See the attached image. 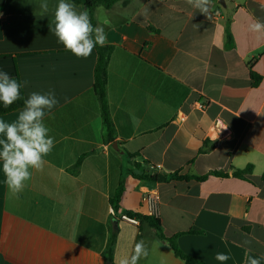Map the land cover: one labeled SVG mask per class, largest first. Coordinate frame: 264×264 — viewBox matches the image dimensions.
<instances>
[{
  "label": "crops",
  "instance_id": "obj_1",
  "mask_svg": "<svg viewBox=\"0 0 264 264\" xmlns=\"http://www.w3.org/2000/svg\"><path fill=\"white\" fill-rule=\"evenodd\" d=\"M40 3L0 0V71L28 81L25 98L54 89L59 100L46 113L55 146L43 170L12 198L0 171V264H106L122 179L112 264L139 240L149 245L139 264H185L147 221L120 218L149 216L148 191L160 195L164 236L180 234L186 255L206 264H220L217 252L231 255L225 264L264 256V38L249 31L264 20V0H213L207 16L185 0L97 8L95 26L107 21L113 48L107 98L118 150L104 141L96 51L65 50L50 31L58 0L44 16ZM149 163L162 167L156 179L145 175ZM249 165L245 178L234 175Z\"/></svg>",
  "mask_w": 264,
  "mask_h": 264
},
{
  "label": "clouds",
  "instance_id": "obj_2",
  "mask_svg": "<svg viewBox=\"0 0 264 264\" xmlns=\"http://www.w3.org/2000/svg\"><path fill=\"white\" fill-rule=\"evenodd\" d=\"M201 14L207 16L213 0H185ZM49 10L48 0H41L40 14ZM107 21L93 25L89 12L77 11L69 0H58L50 31L57 37L65 50L78 58L89 57L94 48L107 43L105 25ZM249 31L259 40L264 38V20H255ZM28 81L19 82L6 71H0V103L9 108L21 99V89ZM59 104L55 90L46 93L32 92L23 101V108L12 122L0 119V171L9 190V198L17 197L31 178L32 170L42 171L54 146L55 138L45 124L46 113ZM227 127V126H226ZM224 127V128H226ZM223 129V128H222ZM215 141V140H214ZM248 243V241H246ZM149 255V245L144 240L135 241L131 250L116 258L115 264H139ZM232 257L229 253L217 252L215 260L225 264ZM264 256L246 255L245 264H261Z\"/></svg>",
  "mask_w": 264,
  "mask_h": 264
},
{
  "label": "trees",
  "instance_id": "obj_3",
  "mask_svg": "<svg viewBox=\"0 0 264 264\" xmlns=\"http://www.w3.org/2000/svg\"><path fill=\"white\" fill-rule=\"evenodd\" d=\"M76 5H81L85 7V9L89 12L91 17L92 23L95 26V16L96 10L99 7H104L106 9H110L113 7L115 3H118L121 0H71ZM97 53V64L94 67V92L98 98L100 108H101V116L103 122V130H104V141L106 143H114L116 142L117 131L114 126L113 120L111 118V111L109 107V102L107 98V89H108V65L110 63V58L112 54V46L105 45L103 47L97 46L94 48ZM253 76V75H252ZM13 78L17 79L21 82V79L17 73L12 76ZM25 98V93L23 88L21 89V99L16 101L12 106L9 108H4L2 103H0V115H5L16 110L23 108V101ZM85 155L81 156L78 161L72 166L71 171L74 173H78L79 168L81 166L82 161L84 160ZM252 170V166L249 165L243 170H237L234 175L236 177L245 178V175L250 173ZM215 175H223L222 173L214 172ZM149 177V176H148ZM154 179L157 176H150ZM147 178V177H146ZM124 179L121 180L120 185L117 187V190L111 200V204L114 211V219L118 220L117 217L118 210H120V201L124 192ZM129 217H135L139 221H147L152 227H154L158 231V236L161 240H164L169 244V246L174 251L175 255L182 259L185 264H206V262L201 261L199 259L193 258L189 255H186L182 252L181 248L177 243V237L180 234L174 235L172 237H165L164 232L162 230V225L158 217L156 216H143L140 214H135L130 211H126L124 213ZM118 234V230L112 228V233L110 234L107 249H106V261H110L113 263L114 258V247L116 242V235Z\"/></svg>",
  "mask_w": 264,
  "mask_h": 264
},
{
  "label": "built area",
  "instance_id": "obj_4",
  "mask_svg": "<svg viewBox=\"0 0 264 264\" xmlns=\"http://www.w3.org/2000/svg\"><path fill=\"white\" fill-rule=\"evenodd\" d=\"M206 103H198V108L204 110L206 108ZM162 170L160 164H153L149 163L146 165L145 168V175L146 176H157ZM142 203L148 208V215L149 216H156L157 211H159L160 205V195L156 191H148L143 194ZM120 218L132 223L137 224L138 219L135 217H129L125 214L120 215Z\"/></svg>",
  "mask_w": 264,
  "mask_h": 264
},
{
  "label": "water",
  "instance_id": "obj_5",
  "mask_svg": "<svg viewBox=\"0 0 264 264\" xmlns=\"http://www.w3.org/2000/svg\"><path fill=\"white\" fill-rule=\"evenodd\" d=\"M112 147H113V149L118 150V143L117 142L112 143ZM159 178L160 179H164L163 177H160V176H159ZM113 223H114V227L117 228L118 224H117V220L116 219L113 220ZM106 264H112V263H110V261H107Z\"/></svg>",
  "mask_w": 264,
  "mask_h": 264
}]
</instances>
